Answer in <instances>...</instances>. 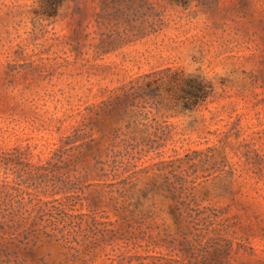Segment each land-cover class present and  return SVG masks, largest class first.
Instances as JSON below:
<instances>
[{"label":"rangeland","instance_id":"1","mask_svg":"<svg viewBox=\"0 0 264 264\" xmlns=\"http://www.w3.org/2000/svg\"><path fill=\"white\" fill-rule=\"evenodd\" d=\"M51 5L0 0V264H264V0Z\"/></svg>","mask_w":264,"mask_h":264},{"label":"clouds","instance_id":"2","mask_svg":"<svg viewBox=\"0 0 264 264\" xmlns=\"http://www.w3.org/2000/svg\"><path fill=\"white\" fill-rule=\"evenodd\" d=\"M193 55H195V53ZM183 72L185 78L201 76L205 83L210 82L212 85H214V87H216V85L219 83V80L222 78L229 79L234 84H239L240 82L239 73L234 72L230 65L222 66L221 70L216 73L215 76L209 77L207 73L204 72L201 63L193 62L192 55H189L184 62Z\"/></svg>","mask_w":264,"mask_h":264},{"label":"trees","instance_id":"3","mask_svg":"<svg viewBox=\"0 0 264 264\" xmlns=\"http://www.w3.org/2000/svg\"><path fill=\"white\" fill-rule=\"evenodd\" d=\"M171 1H175L178 3H181L183 5H187L190 0H171ZM60 3V0H52V10L53 8L55 9V7H57V5ZM55 11H53L52 15L55 14ZM197 83V82H196ZM192 84L191 85V90L190 89H184L182 86V90L185 92L184 95H182L180 97V99H184V107L186 109H190L193 108L195 106H197L198 104H200L201 102L205 101V99L208 97L209 93H208V89L207 86L202 85V84Z\"/></svg>","mask_w":264,"mask_h":264}]
</instances>
